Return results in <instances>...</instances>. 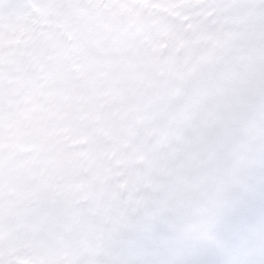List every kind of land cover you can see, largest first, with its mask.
Here are the masks:
<instances>
[{
	"label": "snow or ice",
	"instance_id": "1",
	"mask_svg": "<svg viewBox=\"0 0 264 264\" xmlns=\"http://www.w3.org/2000/svg\"><path fill=\"white\" fill-rule=\"evenodd\" d=\"M0 264H264V0H0Z\"/></svg>",
	"mask_w": 264,
	"mask_h": 264
}]
</instances>
